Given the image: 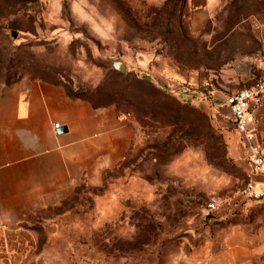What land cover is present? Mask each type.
<instances>
[{"label":"rangeland","instance_id":"obj_1","mask_svg":"<svg viewBox=\"0 0 264 264\" xmlns=\"http://www.w3.org/2000/svg\"><path fill=\"white\" fill-rule=\"evenodd\" d=\"M209 9L192 32L185 0H0V95L42 78L134 128L100 182L20 222L53 249L39 264H202L233 237L259 241L264 205L242 192L249 161L219 103L264 77V0Z\"/></svg>","mask_w":264,"mask_h":264},{"label":"crops","instance_id":"obj_2","mask_svg":"<svg viewBox=\"0 0 264 264\" xmlns=\"http://www.w3.org/2000/svg\"><path fill=\"white\" fill-rule=\"evenodd\" d=\"M185 5L189 28L199 32L211 0ZM133 134L115 103L94 104L58 82L33 78L0 95V264H39L31 253L53 251L20 222L39 207L67 204L85 179L100 182L128 153ZM257 138L264 144L262 122ZM247 173L264 205V174L250 173L249 162ZM260 229L257 243L233 237L202 264H264V220Z\"/></svg>","mask_w":264,"mask_h":264},{"label":"built area","instance_id":"obj_3","mask_svg":"<svg viewBox=\"0 0 264 264\" xmlns=\"http://www.w3.org/2000/svg\"><path fill=\"white\" fill-rule=\"evenodd\" d=\"M264 103V77L261 76L249 86L235 89L221 98L220 106L228 110L232 129L237 133L241 146L250 165V173L264 174V144L258 140L260 129L259 106ZM58 122L53 124L57 129ZM243 194L248 198H259L260 192L255 190L254 181L248 175L243 185ZM207 207H216L214 201L207 202Z\"/></svg>","mask_w":264,"mask_h":264},{"label":"water","instance_id":"obj_4","mask_svg":"<svg viewBox=\"0 0 264 264\" xmlns=\"http://www.w3.org/2000/svg\"><path fill=\"white\" fill-rule=\"evenodd\" d=\"M114 68L124 71L125 70V62L120 58H112L107 60ZM164 185V184H163Z\"/></svg>","mask_w":264,"mask_h":264}]
</instances>
